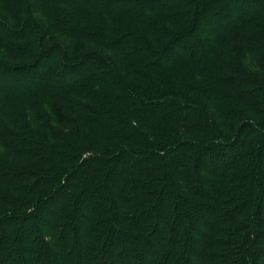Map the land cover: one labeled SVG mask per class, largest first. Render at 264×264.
I'll return each instance as SVG.
<instances>
[{
	"label": "trees",
	"instance_id": "obj_1",
	"mask_svg": "<svg viewBox=\"0 0 264 264\" xmlns=\"http://www.w3.org/2000/svg\"><path fill=\"white\" fill-rule=\"evenodd\" d=\"M129 1L140 11L137 24L153 30L148 33L151 40L138 33L142 29L123 33L127 28L120 29L122 33L112 30L113 40H106L110 37H104L98 23L76 18L82 14L83 21L94 22L106 14L110 24L121 21L126 19L118 7L122 0H0V24L6 26L0 31V47L17 49L23 40L17 37L31 26L40 37L33 38L37 52L29 55L30 62L0 60V198L6 190L18 193L11 210L0 213V247L8 244L14 252L10 243L22 236L23 220L39 217L37 233L26 239L40 241L51 255L67 256L61 245L65 229L77 231L85 222L82 234L95 231L91 237L100 238L99 260L87 258L84 264H264V244L258 241L264 237V78L251 72L255 67L264 72V4L256 10L248 8L256 0H182L195 3L199 25L193 28L206 29L203 38L188 40L196 29L188 30L176 3ZM39 8L48 12L47 22L30 15V10L41 15L35 14ZM11 9L29 12L14 19L19 30L3 21V12ZM152 20L151 28L146 23ZM167 22L177 27L153 29ZM52 30L62 42L45 45L43 36ZM78 38L103 49L117 48L113 55L97 51L74 57L71 43ZM177 41L178 48L171 51ZM127 45L136 49L127 50ZM133 55H139L134 65L139 71L127 67ZM105 75L114 83L110 93L101 94ZM212 104L216 111L210 113L204 107ZM193 132L205 139H192ZM190 150L193 155L208 153L216 169L196 172L194 161L201 159L194 160ZM141 162L152 167L137 172L150 188L143 193L153 194L156 202L149 198L137 213L124 190L114 186L105 196L118 202L113 212L119 215L104 214L106 207L93 200L98 187L115 176L116 169ZM240 164L244 170L238 169ZM166 165L171 166L168 171ZM87 168L88 175H83L81 170ZM165 196L170 211L159 208ZM71 201L79 206L76 212L68 210ZM47 205L56 224L40 216ZM148 207L161 212L148 221L147 214L137 226ZM178 209L183 213H176ZM241 212L247 225L240 231L218 228L242 222ZM15 260L0 250V264ZM34 260L32 264L40 262Z\"/></svg>",
	"mask_w": 264,
	"mask_h": 264
},
{
	"label": "rangeland",
	"instance_id": "obj_2",
	"mask_svg": "<svg viewBox=\"0 0 264 264\" xmlns=\"http://www.w3.org/2000/svg\"><path fill=\"white\" fill-rule=\"evenodd\" d=\"M169 1L168 0H162L160 2L161 3H165V2H169ZM194 1L198 2V0H194ZM175 3H176V6H178V8L180 9V15L184 19H186L188 21V24H189L188 30H193L194 31L196 29V33L188 34L186 39L194 40L195 38H203L202 37V32L205 31L206 29L205 30L204 29H200L199 27L193 28V25H195L196 22L198 24V21H199V20L197 21V17L195 15L196 13L194 11L195 3L193 2L190 5V4H187V3H189V1H185L184 3H182V0H171L170 3H168V4H175ZM241 3L242 2H237V5H241ZM262 4H264V0H256L255 2H253L250 5V7H248V6H246V7L257 10V8L260 5H262ZM153 5L154 4H150V6H153ZM248 5H249V3H248ZM108 6H112L113 7V4H109L108 3ZM127 6H130L131 9H129V13L126 14L125 10H126ZM148 6H146V7H148ZM1 7H2V5L0 4V8ZM118 7H119L120 11H124L123 14H125L126 19H123L121 21H119V19L118 20H113L111 24H110V21H107V15L106 14H105V17H103V18L102 17L98 18V19L94 18L93 19L94 22L91 19L83 21L81 19L82 18V14H78V13H77L78 17H76V18L78 20H80L81 22H87V23L89 22V23H92L95 26H96V23H98L97 26L107 35V36H104V37H107V38L110 37L109 39H106V40H113V36H112V33H111L112 30L115 29L117 32H121L122 33L123 31H120V29L123 30L125 28H127V29L123 33H126L128 29H133V30H136L137 32H138L139 29H142V32H138V33H142L147 39L151 40L150 37L148 36V33H149V31H153V30L148 29L146 25L144 26L142 24H137V22L135 21V20H137V14L140 11L138 9H136V7L132 8V3L129 0H122V2H120ZM234 7H236V5H234ZM242 7L245 8V5H243ZM68 9H70L72 11L74 10V9L71 8V6H68ZM17 14L20 15L21 17H24L25 15H28L29 12H28V10H25L24 12H17L16 13L14 9H11L10 12L9 11L8 12H3L2 15L7 17V18H5L6 20L3 19V21L9 27H13V28H16V29L19 30L21 28V25H20V23H16L15 22V20L17 18ZM35 14H41V15L35 16L34 14L31 13V10H30V15L36 17L37 19H41V20L47 22L48 17H49V14H48L47 11L41 10L39 8V11L35 12ZM129 18H131V19H129ZM195 19H196V21H195ZM23 20H25V19L23 18ZM160 20L158 21L156 26L159 23H161ZM153 23H154V20H152V21H150V22H148L146 24L149 25L152 28ZM111 26H113V27H111ZM175 26H173V25H171L170 23L167 22V23H164V24H160L158 27H155L153 29L154 30H163V31H172L174 28L177 27V26L176 27ZM2 29H3L2 32H4L5 29H6V26L0 24V31ZM36 31H37V33H41V30H39V29H36ZM121 33H119V34H121ZM12 36H14V35H12ZM43 37H45V39H46L45 40L43 38L44 41H45V45H50V44H53V43L54 44L55 43L56 44L57 43L60 44V41L62 42V38L60 37V34L55 33V31L53 32V30L50 32L49 35L47 34V36H43ZM17 38L23 39V40L20 41V45L21 46L18 44V48L17 49H7V48L0 47V60L2 59V60L6 61V62H8L10 64L20 65L22 63H26V62H30L31 61V58H30L29 55H31V54H32V56L36 55L37 49H36L35 46L33 48V46H31V43L35 39L39 40L40 37H36L35 36L34 27L31 26L30 28L24 29L23 32H22V36H18ZM33 38H35V39L33 40ZM157 39L158 38L156 37V40ZM71 41L73 42L74 40H71ZM34 43H37V41H34ZM179 44H180V41H177L174 44L175 46L172 47V49H170V50L171 51H175L174 49L178 48L176 46H178ZM134 45H135L134 47H136V48L138 47L136 44H134ZM126 47H127V50H130L132 52H133L134 49H136V48H133L131 50L129 45H127ZM116 48H117V45L112 46L110 50H107L105 48L103 49V48L99 47L97 44H95V43H93L91 41H86V40L78 38V40H76L73 43H71V52H70V54H71V56L76 57V56L81 55L84 52H97V51L100 52V51H103V54H107V56H108V54L113 55L114 54L113 51L116 50ZM12 51L14 53H12ZM180 52H182V51L178 50V53H180ZM11 56H13V58H11ZM138 57H139V55H133V57L130 59V62H132V64L127 66L129 69H136V70L139 71V69H138L139 67L138 66H134V65H136L135 63H137L139 61ZM174 57L177 58V55L175 53H174ZM101 69H104V68L101 67ZM251 72H252V74L254 76H256V77H258V78L263 80L264 72L256 71V67H255V71H251ZM105 78H106L107 84H103V85L99 84L100 87L99 86L98 87L100 89L99 90L100 93L102 91L104 94H107V93H110V91H111L110 88L112 87L111 85H113L114 81L112 80V78H110L109 75H105ZM95 89H97V88H95ZM99 92L97 90V93H99ZM80 102L83 103L82 101H80ZM214 105L215 104H212L210 107H204V108H207L209 110V112L212 113L213 112L212 109H214L216 111V108L214 107ZM260 107H263L262 104L260 105ZM241 108L242 107H238L237 109L240 110ZM250 110L254 111L255 108H251ZM260 110H261V108H258V111H260ZM156 112H157V109H156V111L154 113H156ZM247 116L252 117L253 115L249 114ZM0 121L4 122V120H1V119H0ZM198 133L193 132L192 133V139L199 140V141L204 140L205 136H202V135H200ZM245 151H247V149ZM188 152L191 155L194 154L193 152H191V150L188 151ZM193 157H194V160L198 159L200 161V159H201V162H199V163L194 161L193 167L196 170V172L200 171L201 168L202 169L212 168L211 170H213L216 160L215 159H214L215 161L211 160V157L209 156L208 153L200 151V152L196 153V155H193ZM244 161H246V159ZM166 167H167L166 168L167 171L171 168V166L168 167L167 165H166ZM137 168H139V170ZM151 168L152 167H150V165L148 163H146V162H141V163H139V165L127 164V166L118 168V169H116L118 171L115 170V172H116L115 176L113 175L110 178V180L107 183H105L104 186L100 185L98 187L101 193L100 192H95L94 193V191H91L90 193L86 194V196H84V198L87 199L88 197H90L94 193V195H93L94 199L93 200L95 201V203L96 204L99 203L100 204L99 205L100 208L102 207V204L106 207V208L102 207V209L105 211L104 214H106L107 216L119 215L117 213H114L116 211V207H118V202H115V200H113V202H110V201H108L109 198H107L105 196L106 194L108 195V194L112 193V189H113L114 186H119L121 189L124 190V192H125L124 196L126 198H128V203L130 205L136 206L137 207L136 211H137V213H139V212L142 211L141 208L138 207L141 203L145 204L146 201L149 200V198H150V201L152 203L156 202V198L154 196L152 197L153 194H151V193H150L151 195L146 194V193H149L147 190L150 189V188H146L145 186H143L142 180L139 178V175H137L138 171H139V173L140 172L141 173H146L147 171H151L152 170ZM214 169H216V168H214ZM238 169L239 170H244V165L240 164L238 166ZM247 169L250 170L249 167H247ZM86 171H88V168L84 169V171L81 170V173H83V175H86L87 174ZM210 177L212 178V180H216V177H214V176H210ZM158 181H159L158 179L155 180V182H157V187H158ZM150 185H152V183ZM154 185H156V184L154 183ZM154 185H153V187H154ZM145 189H146V193H143ZM156 189L157 188H153L152 189V192L154 194H156L155 193V191H157ZM6 191L8 192V194L4 195V199H2L3 197L0 198V213L2 211H4V212L10 211L11 210L10 208L12 206V205H10L11 204L10 202L11 201H15V199L18 197V193H14L12 190H6ZM30 197H31V195L28 198H30ZM67 201H69V200H67ZM169 201L170 200L165 196V198L163 200V204L161 206H159V208L160 209H165L166 208V210L170 211L172 209L171 205L165 206V203L169 202ZM151 202H149L148 204L150 205ZM77 203H79V202H77ZM74 204H76V203H74ZM53 205L54 204H52V206ZM91 205H92V203H91ZM67 207H68V210L70 209V207L73 208V212H76L79 209V206L78 207H76V206L73 207L72 206V201L70 202V206L67 205ZM46 209L47 210H46L45 214L44 215L40 214V216L44 217L45 219L50 220L49 222H55L52 219V212H51L52 210H50L51 206L47 205ZM53 209H56V205L53 206ZM95 209H99V208L95 207ZM244 211H246V210H244ZM155 212L159 214L161 211H158V208L156 210H152V208H149L148 211H145L144 214L142 216H140L141 217L140 221H138V223L136 222V225L137 226L142 225V223L145 222V219L147 218V214L149 215L147 221L149 219H151L150 217L155 216ZM242 212H241V214L239 213V215H238V217H240L242 219V222H239V223H236V224L234 222H230V223L226 222V224L221 225V227H218V228H221V230H224V228L222 226L226 225V227H229V228H233V227L237 228L236 232H238V230L240 231L239 228H241L242 226L247 225L246 218H244L245 217L244 215H246V214L242 213ZM176 213H181L182 214L183 212H182V210L178 209V210H176ZM55 215H56V213H55ZM39 219L40 218L38 217L37 219L31 218L30 220H23L22 226H24V227H23L22 232L20 234L22 236L21 237H17L16 236L17 237V243H15V241H14V243H10L11 246L15 249L14 252H13V250H11L9 248L10 246L8 244L4 243V246L0 247L1 251L9 252L11 257H14V259H18V260H15V264H32L33 260H34V257L36 258V260L40 261L37 264H79L80 260L84 264V262L86 261L87 258L92 260V261H94V260L98 261L99 260V258H98L99 256L98 255L100 254V252H99V248L98 247H99V244H100V238L99 237H93L92 238L91 234L94 236L95 235V231H92V230L90 231L89 229L86 231V236L84 234H82L81 225L84 226L85 222H82V223H80L78 225V230L77 231L76 230L73 231L72 228H67V229H65V232H63V233H65L67 238H66L65 241L61 242V245L63 246V252L67 253V256H65V254H61V253H57V254L51 255L49 253L48 249H46L40 243V241H38V240H36L34 242H31V243L29 241H27L26 238L28 236H34L37 233L36 228H37L38 223L40 221ZM86 223L88 225V221H86ZM55 224H56V222H55ZM161 225L164 226L165 222L162 221ZM196 225L199 228L200 221L199 222L197 221ZM76 229H77V227H76ZM193 230H194V232H196L198 229L194 228ZM182 232H183V230H182ZM86 237H87V239H86ZM88 237H89V239H88ZM23 239H25V240H23ZM258 241H260V244H264V237L260 236L258 238ZM258 241H257V244H258ZM152 242L155 243L156 241H152ZM5 245H6V247H5ZM31 248L34 249V250H29ZM20 249L22 251H20ZM4 263H6V259H4Z\"/></svg>",
	"mask_w": 264,
	"mask_h": 264
}]
</instances>
